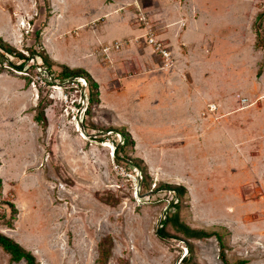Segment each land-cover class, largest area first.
Returning a JSON list of instances; mask_svg holds the SVG:
<instances>
[{
  "label": "crops",
  "instance_id": "0c3cea01",
  "mask_svg": "<svg viewBox=\"0 0 264 264\" xmlns=\"http://www.w3.org/2000/svg\"><path fill=\"white\" fill-rule=\"evenodd\" d=\"M47 1L42 48L56 64L84 69L98 84L92 129L125 127L134 141L130 156L143 161L153 180L183 186L189 215L221 218L226 226L237 221L241 206L231 211L230 204L242 202L238 172L264 166V70L249 76L244 1ZM139 9L148 25L138 19ZM36 10L37 0H0V37L17 49L35 47V33L25 28L36 26ZM150 32L169 47L172 65L147 42ZM253 47L262 53L256 38ZM35 102L27 79L0 67L3 129L25 125L31 116L22 111ZM1 131L0 166L35 163L32 148L18 151L14 131ZM30 136L28 130L23 146H31ZM227 197L234 201L222 219L212 204Z\"/></svg>",
  "mask_w": 264,
  "mask_h": 264
},
{
  "label": "rangeland",
  "instance_id": "374dc122",
  "mask_svg": "<svg viewBox=\"0 0 264 264\" xmlns=\"http://www.w3.org/2000/svg\"><path fill=\"white\" fill-rule=\"evenodd\" d=\"M243 1L244 15L240 13V20L245 26L244 50L246 58H249L246 61L249 76L254 77L264 70V49L259 54L253 47L256 38L254 26L258 14L264 11V0ZM194 2L200 4L201 0ZM47 11L48 1L37 0L36 26H27L25 31L28 29L34 33L39 30L42 34ZM229 16L236 20L237 15ZM19 50L28 55L25 47ZM28 63L33 64L31 61ZM35 72L34 69L30 70L33 76ZM23 77L27 81L30 78L29 85L36 92L35 107L22 111L25 116L29 114L31 119H25V125L19 124L11 129H3L8 125L0 121V130L6 134L14 131L10 136H19L15 141L16 146L19 143L20 154L30 152L32 148L36 161L27 166H20L18 161L13 166H0L3 182L0 217L4 215L6 219L10 218L11 208L7 201L13 202L18 209L14 227L9 228L4 223L6 220L1 218L0 231L33 252L38 264H179L180 258L187 253L186 244L176 238H161L157 234L165 210L171 208V205L167 207L169 203L163 206L156 202L165 197V191L152 196L150 193L146 200L148 193L143 197L137 194L135 179L123 177L115 169V146L107 139L114 140L117 145L123 136L114 132L109 136H100L98 143L92 142L88 135L77 130L76 122L66 115L65 89L52 90L43 83L34 82L29 76ZM58 82L61 80L58 79ZM71 93L73 99H82L79 93ZM40 111L44 113V122L32 119L37 118ZM90 117L88 114L85 117L88 125L92 123ZM122 129L126 130L125 127ZM28 130L33 139L32 147L30 143L23 146V136ZM87 132L91 134V124ZM8 149L10 146L2 148L5 152ZM123 153L129 155L128 147H124ZM28 157L22 160L28 161ZM258 171L261 174L257 175ZM228 173L231 174V170ZM238 173L243 183L242 202L230 204L231 211L241 206L237 221L233 220L230 226H226L221 218L213 219L207 215L202 217L205 221L196 219L188 214V204L184 199L185 222L191 228L220 232L227 247L225 253L232 264L239 259H246L249 264H264V166H241ZM152 181L153 185L159 182ZM227 198L226 201L223 199L212 204V209L217 208L222 219L225 205L234 201ZM168 199H171V195L170 198L168 195ZM99 241H102L101 247L110 252L106 263H102ZM192 242L196 246L199 264H224L219 257L220 243L216 236ZM9 258L10 255L0 246V264H8ZM16 264H26V261L23 259Z\"/></svg>",
  "mask_w": 264,
  "mask_h": 264
},
{
  "label": "trees",
  "instance_id": "16d2710c",
  "mask_svg": "<svg viewBox=\"0 0 264 264\" xmlns=\"http://www.w3.org/2000/svg\"><path fill=\"white\" fill-rule=\"evenodd\" d=\"M49 10V7H48ZM48 12V11H47ZM48 14V13H47ZM45 21L43 23V26H45ZM264 11L259 13L256 22H255V31H256V46L258 48L264 49ZM42 26V27H43ZM35 38H36V45L26 48L28 50V55L23 53V51L17 49L16 47L8 44L0 37V48L8 53H12L16 56V58L19 60H22L20 64H16L15 62H12L14 66L17 68L23 69L26 66V63L28 60H30L32 57H39L43 61L44 67L52 74L54 73L55 76L54 79H59L61 81H65L67 78L76 77V76H83L87 80V94L90 100V106L88 108L87 114L91 115L93 105L99 101V92H98V84L94 81V79L91 77V75L84 69L80 68H70L67 65L64 64H56L54 61H52L46 51L42 48L41 43V32L39 30H36L35 32ZM39 49H38V48ZM2 68V67H1ZM34 66L29 67L28 71L33 70ZM30 82V78H28V83ZM36 120L39 122H44L45 118L43 116V111L39 112ZM91 124V123H90ZM90 124H84V127L87 131H89ZM102 129V128H101ZM103 130V129H102ZM104 131H114L118 132L123 136V143L116 145V151H115V160L117 163L124 164L125 167H128V163L131 162L136 165L141 171H142V180H141V192L148 195H146V200L150 196L154 195L156 192L159 191H165L166 195L163 199H156L157 203H161L163 206L168 204L171 205L170 210H165L162 218V223L157 229V234L159 237L168 239V238H176L179 241H182L184 244H186V255L182 256L180 260H182L181 264H199L197 258H196V252H195V244L192 242L193 240H203L212 236H216L218 239V242L220 243V254L219 257L222 260L224 264H232L225 253L226 245L224 241V236L217 231H207L201 228H191L189 225L185 222V215L183 214V210L185 207H183L184 203V195L186 194V189L181 185H175V184H169L164 182H158L153 186V179L149 176L147 172V168L144 165L143 161L139 158H133L130 156H125L123 153L124 147H128V149L131 151L134 141L131 137V135L125 130V129H119L116 127H108L104 128ZM100 137V136H99ZM99 137L97 139H99ZM2 178L0 177V193L2 188ZM172 190L174 191V198L168 199V191ZM179 195L181 197H179ZM150 200V198L148 199ZM10 208H11V215L9 219H6L3 215L0 217L2 220H6L4 223L8 225L9 228L14 227V220L17 218L18 209L15 206L13 202H6ZM182 204V207L180 206ZM166 207V208H167ZM175 208V210H173ZM185 211V210H184ZM182 212V215H181ZM166 213V214H165ZM181 233V234H180ZM102 241H99V250L102 252V263H106L108 256L110 252L104 250L101 247ZM0 246L3 247V249L10 255L9 263H18L22 261L23 259L26 261V264H38V261L30 250L26 249L21 243L16 241L13 237H10L6 235L5 233L0 231ZM248 261L246 259H239L234 264H247Z\"/></svg>",
  "mask_w": 264,
  "mask_h": 264
},
{
  "label": "built area",
  "instance_id": "2783aa9c",
  "mask_svg": "<svg viewBox=\"0 0 264 264\" xmlns=\"http://www.w3.org/2000/svg\"><path fill=\"white\" fill-rule=\"evenodd\" d=\"M138 19L142 21L144 24H149V19L146 15H144L142 12L138 14ZM30 26V25H29ZM27 33L29 30H26ZM147 42L153 47L154 51L159 53L165 60V65L170 66L172 65V53L169 49V47L161 40L159 39L153 32H150V34L147 37ZM32 62L33 64H29L28 62ZM12 62H15L17 65L22 62V60H18L16 56L12 53H8L0 48V67L8 68L11 71H14L17 74L23 75V76H29L32 78L34 82L41 83L49 86L52 90H57L58 88H63L67 91L65 93V112L68 117H71L76 124H77V130L81 132L82 134H86L89 136L90 140L92 142L98 143L97 138L99 136H109L115 134L114 131H106L104 130H96L92 129L91 134L87 132L86 128L84 127L85 117L87 115L88 108L90 106V100L87 94V80L83 76H76L67 78L65 81L58 82V79H54L55 76L54 73H50L46 67H44L43 61L41 58H34L32 57L30 60L27 61L26 66L23 69L17 68L12 64ZM28 65V66H27ZM29 65L34 66L35 76L31 75L29 69ZM72 91H75L76 93H79L81 95L82 99H73L72 98ZM82 91V92H81ZM81 93V94H80ZM245 100V99H244ZM116 135L122 136L120 133L116 132ZM111 142L113 146H115L114 151L116 150V142L114 140H110V138L107 139ZM103 143V142H102ZM123 143V140H120V144ZM128 167L122 166L119 163L115 164L116 171L123 177H133L137 183V194L142 195L141 192V180H142V171L136 167L135 164L129 162ZM155 186V185H153ZM145 195V194H144ZM168 195L171 199L174 198V191L169 190ZM169 210V209H168Z\"/></svg>",
  "mask_w": 264,
  "mask_h": 264
},
{
  "label": "water",
  "instance_id": "95a60500",
  "mask_svg": "<svg viewBox=\"0 0 264 264\" xmlns=\"http://www.w3.org/2000/svg\"><path fill=\"white\" fill-rule=\"evenodd\" d=\"M182 263V260L179 262V264H181Z\"/></svg>",
  "mask_w": 264,
  "mask_h": 264
}]
</instances>
